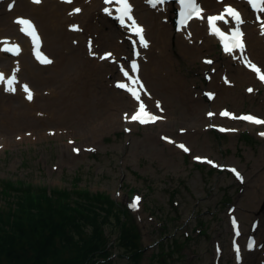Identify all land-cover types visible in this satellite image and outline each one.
I'll use <instances>...</instances> for the list:
<instances>
[{"label":"rangeland","instance_id":"obj_1","mask_svg":"<svg viewBox=\"0 0 264 264\" xmlns=\"http://www.w3.org/2000/svg\"><path fill=\"white\" fill-rule=\"evenodd\" d=\"M140 1L143 6L146 0ZM99 2H91L94 6L88 19L96 27L104 24V6ZM228 2L217 1L210 8L220 10ZM5 9H0V28L4 29V35H9L14 30L12 18ZM17 13L29 14L27 10ZM173 16L169 10L161 19L169 25L165 50L171 57L170 70L183 84L182 94L166 95L158 83L146 77L149 73L143 74L157 97L149 92L144 105L161 113L164 125L132 124L125 119V114L129 117L137 105L129 103L123 93L128 101L125 107H116L109 101V93L122 91L117 87L121 80L119 72L130 67L132 61L131 34L108 15L102 35L96 37H87L89 31L84 30L85 24H81V32L67 28L78 33L71 36L72 46L78 50L80 46L75 42L84 46L87 41L89 49L81 53L91 60H103L114 66L113 74L104 75L87 91L91 104L87 107L89 123L82 121L76 126L66 125L64 120L52 123V118L32 113L26 117L39 120L41 126L23 125L5 133L0 128V141L5 138L0 149V209L6 210L10 205L13 208V202L21 197L8 194L11 181L33 185L46 194L54 189L65 191L66 197L54 192L55 204L65 201L83 204L81 192L101 193L114 200L117 208L127 210L126 217L123 213L119 216L126 221L128 229H133L129 231V240L123 241V228H119L116 218L112 217L111 226H104L109 257L103 264H234L233 243L244 247L247 234L253 232L258 247L246 263L264 264V187L260 185L264 178V138L260 130L264 124L251 128L240 119L220 118L216 114L220 107H226L236 115L248 111L264 118L263 86L253 74L239 81L233 75L235 68L241 72L247 69L236 56L220 53L216 44L204 49L201 40H190L189 52L182 53L176 43L178 37L172 31ZM199 22V26L204 25ZM246 26V23L242 26L245 32ZM45 37L49 39L52 35L45 33ZM261 43L264 44V38ZM252 48L262 61L246 47L241 54L246 57L251 54L264 69V51L259 46ZM48 49L53 60H57L58 43L52 41ZM157 50L156 43L151 44L150 52H143L144 63ZM107 53L111 57L102 59ZM203 58L211 63L203 62ZM8 61L0 56V66L7 67ZM41 70L44 75L48 74V69ZM246 86H252L254 94L246 93ZM205 91L213 92L215 101L213 97L207 98ZM7 93L12 95L14 91ZM4 95L0 94L3 102ZM7 101L9 106L18 105L15 98L9 97ZM5 109L6 106H0V122H14L16 119L8 110L4 114ZM206 111H212L213 115L206 116ZM108 116L112 121L109 125L103 122ZM70 119L79 121L77 114ZM219 126L229 130H218ZM83 129H90L93 135L86 137L88 132H82ZM180 144L189 151L178 147ZM195 157L207 158L221 167ZM227 166L235 167L242 179ZM137 196L140 197L138 205L129 209L128 203L135 202ZM232 219L237 221L238 231L231 224ZM132 251H141L140 258L134 259Z\"/></svg>","mask_w":264,"mask_h":264},{"label":"bare ground","instance_id":"obj_2","mask_svg":"<svg viewBox=\"0 0 264 264\" xmlns=\"http://www.w3.org/2000/svg\"><path fill=\"white\" fill-rule=\"evenodd\" d=\"M95 1L98 0H72V3H67L65 0H41V3L39 4L33 3L30 0L0 1V9L2 7L6 8L5 10L8 13L7 15L12 18L11 27L14 30L12 31V34L4 35V29L0 28V42H3L1 41L2 38L11 37L10 41L20 47L19 55H12L0 48V56L9 59L7 67L0 66V74H3L5 81L15 76V83L13 85L15 90L14 94H12L13 96L10 93H7L9 91L7 90L8 84L6 82H0V94H5L3 97L6 99L5 102H3V98H1L0 106H6L4 114L8 110V114H10L13 119H16L14 122H0V128L4 130L3 133L7 131L10 132L9 130H15L23 125L33 128L41 126V122L39 120H29L26 117L32 113L35 115L41 114L42 117L45 116L52 118V123H60L62 120L67 122L66 125L76 126V124H81L80 122L82 121H84V123H89V113L87 111V107L91 104L89 103L90 98L88 97L90 96L87 95V91L91 87L92 83H98L100 78L104 75L109 73L113 74L114 66H110V64L106 63V61L99 59L94 61L91 60V58L84 56L81 52L88 51L89 43L87 41L84 46L75 42V45L80 47L78 50L74 48L72 46L73 40L71 41V36L78 33H73L67 28L69 26L71 28L75 25L79 28V31H76L81 32V24H85L86 27L83 26L84 30L86 29V31H89L87 37H96L99 34L102 35L104 30L102 26L107 24V15L113 18L115 17V4H108L105 6V0L104 2L103 0H100L104 8L107 7L112 10V14L109 15L106 12L103 13L104 24L96 27L93 23H90V20H88L90 19L92 7L94 6L91 2ZM199 1L208 12L212 11L210 7L214 6V3L217 2V0ZM228 1L238 5L243 10L245 18L244 23L247 24L246 32H244L243 37L246 42L245 47L254 57H257L262 61V59L258 57L259 55L255 53L256 51L252 48L259 46L264 51V44L261 43V39L264 38V34H261V26L256 21H250L252 19L251 13L246 10V4H244L242 0ZM131 2L134 6L135 16L140 22H142L144 27L143 33L146 35L148 45L146 48L135 42V44H137L141 49L137 60L140 64L139 76L144 82V89L139 88L140 100L138 103L143 102L146 95H149V92L151 96L156 97L152 94L150 87L146 84V79L143 76L145 72L149 73L146 77L152 82L158 83L160 91L165 92L166 95H175V93L177 95L182 94L181 90L183 84L180 80L175 78L173 72L170 70L171 57L165 50V44L169 34V25L161 19L167 12H169V10L170 12H173V9L176 7L171 5L168 0H164L163 3H157V6L155 7H152V5L148 2L142 6L140 0H131ZM12 3H15V5L13 6ZM136 6L139 8L143 7L145 10H138ZM75 8H79L81 11L76 13L74 11ZM26 10L29 14H24V16L29 17L33 21L39 40H42V49L50 56V60L52 61L51 63L41 64L36 61L32 54L34 43L31 37L23 34L20 29L22 25L14 21V18H22L21 16H23L22 14L17 13L18 11ZM113 20L117 21V18L115 17ZM198 20L199 19L197 18H193L187 22L186 26L181 27L178 31L172 30L178 37L176 43L182 53L187 54L189 52L190 46H188V43L190 40H201V45L204 49H209L210 46L217 43V39L211 32L208 31L206 24L199 26L200 22ZM262 20L264 21V17ZM45 33L51 34L52 37L47 39L45 37ZM52 41H56L60 47V52L56 55V57H58L57 60H53L51 52L48 49ZM153 43H156L158 50L155 54H150L147 62L144 63L143 52L145 51V53H149V49ZM1 44L3 43H0V45ZM26 53H28V57ZM251 54L249 57L252 59ZM23 55L24 58H22ZM252 61L254 60L252 59ZM252 63L256 64V61ZM41 69H48V74L44 75L43 70ZM119 74L120 78L123 79L124 75L122 70ZM151 74L153 78L151 77ZM233 75L239 81H244L247 80L252 73L248 70L241 72L238 68H235ZM25 85H27L32 92L31 100L27 98V93L24 91ZM37 86L39 87L38 91H40V93H37ZM115 93H118V95ZM121 93H123L124 96L126 95L129 103H135L137 105L135 102L136 100L132 97L130 98L123 90H113L109 93V101L112 105L120 108L127 105L128 101L126 102ZM250 94H254V89ZM9 97L17 99L18 105L15 107L9 106V101H7ZM216 98V95H213L212 101H215ZM40 99L42 100L41 103H39ZM75 114L79 117V121H77V123L75 120L70 119V117ZM131 114L132 112L129 114V120L132 124H136L137 121H132L130 119ZM159 115H161V113H159ZM163 120L164 116L163 119H158L154 123L164 125L165 123ZM225 121L230 122L226 119ZM103 122L109 125L112 121L108 116ZM244 125L251 128L255 127L253 124L247 122H245ZM84 130L85 129H83L82 132ZM85 131L88 132L85 135L86 137H88L89 134L90 137L93 135V131L90 129H86ZM4 142L5 138H2L0 141V149L4 145ZM260 185L264 187V178L261 179ZM257 245L258 239L251 251H247L245 246L240 247L239 253L234 251L233 253L238 254L241 257V261L237 262L234 260V264H247L246 262H249L250 260V253L254 251Z\"/></svg>","mask_w":264,"mask_h":264},{"label":"trees","instance_id":"obj_3","mask_svg":"<svg viewBox=\"0 0 264 264\" xmlns=\"http://www.w3.org/2000/svg\"><path fill=\"white\" fill-rule=\"evenodd\" d=\"M9 186L8 194L21 197L13 202V208L10 205L6 210L0 209V264H4L3 261L6 264L106 263L109 252L104 226H111L112 217L118 220L119 228H123L121 239L127 241L131 237L129 231L133 229H128L122 219L127 210L117 208L107 195L84 191L80 197L86 205L71 204V201L55 204L54 192L66 197L65 191L54 189L46 194L19 181H11ZM120 213H123L122 218ZM87 227L91 229L87 231ZM140 253L132 251L130 254L139 259Z\"/></svg>","mask_w":264,"mask_h":264},{"label":"snow or ice","instance_id":"obj_4","mask_svg":"<svg viewBox=\"0 0 264 264\" xmlns=\"http://www.w3.org/2000/svg\"><path fill=\"white\" fill-rule=\"evenodd\" d=\"M33 3L39 4L41 3V0H32ZM67 3H72V0H65ZM149 4H151L153 7L156 6L157 3H163L164 0H146ZM248 4L253 8L254 11L257 12H264V0H247ZM105 4H115L117 7L115 8V12H117L118 19L122 25L126 24V21H130V24H127L126 26L130 29V31L136 35L139 38V42L142 46L147 47V41L144 38L143 32L144 29L142 26L137 24L135 17L132 15V5L130 4L129 0H105ZM180 4V23L184 26H186L187 21L197 18V19H203V9L199 6L197 3V0H179ZM106 13L109 15L112 14V10L109 8H104L103 9ZM74 11L76 13L80 12L81 9L75 8ZM226 17H231L236 21L237 27L231 32V35H226L224 32H222L216 25V22L219 20H224L227 22ZM259 19V17H258ZM209 27L211 28L212 32L219 36L220 39L224 42V49L227 52H231L233 48H240L241 50L243 49V41H242V36L243 33L240 31L238 25L243 23V19L241 18V14L238 10L235 8L231 7L230 5L225 7L224 13L221 15H214V16H209L207 17ZM17 23L23 25L24 27L21 28V31L25 32L26 35H29L34 43V45L39 44V36L36 33L35 27L32 24L30 20H26L23 18H18L16 21ZM73 30H79L78 26L73 25ZM261 29L262 32L261 34H264V22L261 23ZM0 43H4L6 46L2 49L3 51H8L12 52L14 55H19L20 52V47L19 45H7V41H3ZM135 43V42H134ZM37 59H39L42 63H51L52 61L48 59L47 57L43 56L37 47ZM139 53H137L138 55ZM111 53H107L104 57H101L102 59L111 57ZM207 63H211V61H206ZM249 66L251 69L257 73L258 77L264 81V72H261V69L257 67L255 64H251L249 62ZM132 71L137 70V65L135 61H133L131 65ZM124 73L125 77H128L129 80L132 81L133 84L137 83V80L134 79L133 77L129 76V72L125 69H121ZM0 82H6L8 84V89L9 91H14V83H15V76H13L11 79H8L5 81V78L3 74H0ZM117 87L124 88L128 92L131 93V95L136 99L140 100L139 95L137 94V91L133 88L130 87L128 84L125 83H118ZM141 88H143V85H140ZM24 91L27 93V98L29 100L32 99V92L28 88L27 85L24 86ZM249 92L252 91V89H248ZM211 98V94H207ZM211 116L212 113H209ZM221 115L223 116H229L230 114L228 112H222ZM232 118H238V119H243L248 122L254 123V124H264V119L257 118L253 115H243L240 117H232ZM125 119H129L128 115L125 114ZM132 121H138L140 123H149V122H154L156 119H159V117L153 116L150 112L147 111L146 106L144 105L143 102L139 103L138 110L130 117ZM229 129H221V131H228ZM260 135L264 136V132L260 133ZM171 142V141H170ZM71 143V142H70ZM181 149H183L185 152L189 151V149L183 145L180 144L178 145ZM92 150V149H89ZM75 152H79V149H73ZM196 160L201 161V162H206L211 164L214 167H221L220 165L215 164L213 161L208 160L207 158H201V157H195ZM232 171L238 179H242L240 177L239 172L236 169H229ZM140 197L137 196L135 197V203H133L131 206L136 207L139 203ZM233 226L236 227V221L233 219L232 221ZM251 246V245H250Z\"/></svg>","mask_w":264,"mask_h":264}]
</instances>
